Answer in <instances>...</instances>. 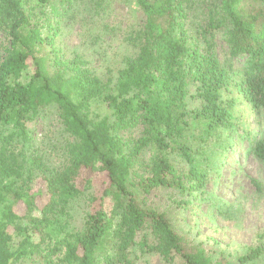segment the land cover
Returning a JSON list of instances; mask_svg holds the SVG:
<instances>
[{
  "label": "trees",
  "instance_id": "trees-1",
  "mask_svg": "<svg viewBox=\"0 0 264 264\" xmlns=\"http://www.w3.org/2000/svg\"><path fill=\"white\" fill-rule=\"evenodd\" d=\"M114 2L134 4L143 23L124 37L136 54L104 82L80 53L69 58L62 40L78 26L87 45H103L115 31ZM216 37L226 45L220 57ZM94 100L104 116L91 111ZM246 107L257 123L264 117V0H0V264H136L143 252L167 264H213L147 196L176 190V208L188 204L183 197L211 177L199 162L210 164L219 138L233 154L234 119ZM52 119L64 143L58 167L30 136ZM259 134L244 140L264 160ZM145 151L151 160L136 177ZM172 152L180 160L172 163ZM94 172L106 183L91 196ZM81 198L88 209L72 229L70 205ZM258 255L250 249L243 259Z\"/></svg>",
  "mask_w": 264,
  "mask_h": 264
},
{
  "label": "rangeland",
  "instance_id": "rangeland-1",
  "mask_svg": "<svg viewBox=\"0 0 264 264\" xmlns=\"http://www.w3.org/2000/svg\"><path fill=\"white\" fill-rule=\"evenodd\" d=\"M109 23L115 31L100 47H92L82 41L79 38L78 26L62 40L68 57L76 55L72 54V51L80 53L79 55L88 62V66L98 72L104 82L108 79V72L115 76L124 65L123 59L136 54V50L126 43L124 37L142 25L143 16L132 3L126 6L114 2ZM215 44L217 56L220 57L221 51L226 47L225 42L216 37ZM196 103L198 104L197 100L191 101L192 107ZM90 107L95 114H106L105 107L99 100L92 101ZM244 110L243 115L238 113L234 119L236 130L233 134V154L227 155L221 149L224 143L221 137L220 145H214L211 152L210 166L205 163L204 157L200 162L197 161L201 170L211 177L205 179L206 185L202 189L192 193L190 197H183L189 200L188 204L180 207L181 209L176 208V202L182 198L176 190L159 189L147 196L151 205L168 213L173 228L199 246L213 264H264V238L261 235L264 230V160L257 158L253 151L250 152L248 143L244 140L248 133L251 137L254 133H260L264 138V117H259L257 123L254 117L249 116L247 107ZM242 119H246V122L240 127ZM46 124L37 121L35 127L31 128L33 148L41 152L48 165L58 167L64 146L60 136L61 127L55 119ZM198 130L200 129L197 125L194 127L195 135ZM125 134L127 137L138 136V132ZM151 155V151L143 153L140 164H137L134 170L136 177L145 173V165L150 162ZM169 158L172 163L180 160L175 152L170 153ZM180 167L178 169L185 174L188 172L187 164ZM215 174H219L218 179H213ZM89 177L91 187L87 194L92 196L95 191L102 189L106 177L101 172H94ZM32 189L35 194H39L37 200L41 206L46 200L42 180H36ZM86 202V198H81L71 203L69 213L72 218L68 223L72 229L79 227L78 224L88 209ZM14 211L23 215L24 206L19 204ZM148 242L151 244L152 240L149 239ZM256 248L259 249L256 259H243L250 249ZM135 263L167 264L157 254L149 252L139 254ZM18 264L34 263L22 260ZM169 264L184 263L177 257Z\"/></svg>",
  "mask_w": 264,
  "mask_h": 264
}]
</instances>
